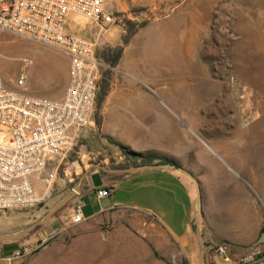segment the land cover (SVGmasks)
I'll return each instance as SVG.
<instances>
[{
    "label": "rangeland",
    "instance_id": "1",
    "mask_svg": "<svg viewBox=\"0 0 264 264\" xmlns=\"http://www.w3.org/2000/svg\"><path fill=\"white\" fill-rule=\"evenodd\" d=\"M110 6L107 25L72 16L67 26L95 52L121 48L116 66L109 69L106 96L93 113L99 125L92 123L60 162L45 208L0 214V237L16 236L40 221L77 184L82 168L103 161L108 169L124 163L131 169L137 168L131 160L140 166L148 158V166L167 164L194 194L187 175L198 183L191 226L212 257L208 245H230L213 232L232 231L242 215L227 209V203L243 206L247 198L264 218V123L243 156L224 151L227 143L237 141L224 84L233 83L238 69L264 87V0H114ZM128 26L136 31L122 45ZM21 59L31 62L23 72L25 93L59 99L66 85V58L0 33V78L7 90L17 91L8 80L19 75ZM189 91L195 100L187 101ZM260 102L264 105V93ZM248 124L244 120L241 127ZM108 204L105 197L101 205ZM18 253V264H183L186 256L154 219L131 209L67 225Z\"/></svg>",
    "mask_w": 264,
    "mask_h": 264
},
{
    "label": "built area",
    "instance_id": "2",
    "mask_svg": "<svg viewBox=\"0 0 264 264\" xmlns=\"http://www.w3.org/2000/svg\"><path fill=\"white\" fill-rule=\"evenodd\" d=\"M113 1L0 0V33L51 48L67 60L66 85L57 100L25 93L23 72L31 65L27 59L19 61L15 80H8L17 91L7 90L0 78V214L31 210L48 199L60 162L92 125L98 73L105 67L92 44L67 26L72 16L95 26L111 23ZM34 182L40 183L39 193ZM109 193L102 189L96 197ZM82 221L76 205L63 226ZM229 249L223 243L208 245L212 257L230 264H254L264 258V244L248 246L235 258L228 256Z\"/></svg>",
    "mask_w": 264,
    "mask_h": 264
},
{
    "label": "crops",
    "instance_id": "3",
    "mask_svg": "<svg viewBox=\"0 0 264 264\" xmlns=\"http://www.w3.org/2000/svg\"><path fill=\"white\" fill-rule=\"evenodd\" d=\"M82 169L83 171L77 179L79 194L68 206L50 218L44 225L33 228L32 233L21 238L20 242L0 240V264H18L19 257L14 258L13 255L21 247L46 240L62 231L66 227L63 226V221L76 205L80 206L83 221L115 209L140 210L154 219L174 239L178 247L186 254L183 263L192 264L194 258L195 264H197V241L202 245L205 243H202L196 227L191 226L190 219L193 216L192 204L195 194H192L184 178L168 169L142 167L124 171L108 169L103 161ZM34 188L39 193L41 191L40 183L34 182ZM102 189H108L110 192L107 197L109 204L105 207L101 205V201L105 198L96 197V192ZM47 200L38 206L40 208L38 211L46 207ZM226 207L230 210L242 211V215L238 218L232 231L231 229L226 232L220 230L218 234L216 232L213 234L216 239L229 241L228 256L235 258L246 247L256 244V240L262 233L261 230H264V218L247 198L243 206L235 207L227 203ZM49 210L45 212L47 213ZM36 222L38 221H33L32 225ZM4 238L9 237H0V239ZM210 263L230 264L228 261L215 257H211ZM254 264H264V258Z\"/></svg>",
    "mask_w": 264,
    "mask_h": 264
},
{
    "label": "bare ground",
    "instance_id": "4",
    "mask_svg": "<svg viewBox=\"0 0 264 264\" xmlns=\"http://www.w3.org/2000/svg\"><path fill=\"white\" fill-rule=\"evenodd\" d=\"M188 75L190 76L191 74ZM232 77L233 83L231 85H228L227 82L224 84L226 88L225 102L235 113L233 122L237 126V131L235 132L236 138L234 137V139L237 141L236 143H227L224 151L226 155L229 151H232L236 155L243 156L246 150L253 148L251 144L256 139L255 130L259 125H263L264 123V105L260 102V96L264 93V87L253 82L250 79L251 77L248 71L236 69ZM186 80L188 78L184 79V81ZM198 88L201 89L200 86ZM218 88L216 87L217 92ZM186 98L187 101L195 100V97L191 95V91L186 93ZM257 115H259V118L253 120ZM244 120L248 121L249 124L242 128L241 122Z\"/></svg>",
    "mask_w": 264,
    "mask_h": 264
},
{
    "label": "trees",
    "instance_id": "5",
    "mask_svg": "<svg viewBox=\"0 0 264 264\" xmlns=\"http://www.w3.org/2000/svg\"><path fill=\"white\" fill-rule=\"evenodd\" d=\"M135 31H136L135 28H132L129 26L126 27V33L121 38V44L125 45L128 42L129 38L135 33ZM120 53H121L120 47H116L113 49H105V50H102L101 52H95L96 57L102 61L105 68L100 69L99 75H98L97 92L95 95V111H94V113L100 107L101 103L103 102L104 97L106 96V93L108 90L109 69L114 68L116 66L117 61L120 57ZM93 123L96 127L99 125V120H98V118H95V115H93ZM125 154L126 153H124L125 161L129 162L131 160V158H129ZM132 159H134V158H132ZM143 160L144 161H142L140 166H137L135 164V161L131 160L130 166H133V167L148 166V165H146L149 162L148 158H146V159L144 158ZM159 166H167V164H159ZM128 167L129 166L124 163V164H120L119 166H116L114 168V170H126V169H128ZM185 182H186V180H185ZM186 184H187V182H186ZM192 194H194V193H192ZM263 231L264 230H261V232H263ZM199 248H200L201 264H211L210 263L211 262V256L206 251L204 244L200 245V243H199ZM183 264H186V263L184 262Z\"/></svg>",
    "mask_w": 264,
    "mask_h": 264
},
{
    "label": "water",
    "instance_id": "6",
    "mask_svg": "<svg viewBox=\"0 0 264 264\" xmlns=\"http://www.w3.org/2000/svg\"><path fill=\"white\" fill-rule=\"evenodd\" d=\"M141 167L142 168H150V169H167L165 166H159V165L141 166ZM118 171H124V170H118ZM127 171H130V170H127ZM180 172H182V171H180ZM187 176L190 178V180L193 182V185H194L195 197H194L193 204H192V211H193V207H194L195 203L198 202V199H199V187H198V183L190 175H187ZM78 194H79V189H78V184H76L75 186L70 188L68 195H66L61 201H59L54 207H52L45 214V216L42 218V220L34 223L33 225L29 226L25 230L19 232L16 236L4 238V239H0V240L9 241V242L20 240L22 237H24L29 232H31V230H33V228L44 225L50 218H52L59 211H61L63 208H65ZM192 213L194 216V212H192ZM193 216H192V218H193ZM192 218L190 219V222H191ZM189 229L191 231L190 224H189ZM262 244H264V232H262L259 235L258 239L256 240L255 245H262ZM197 264H201L200 248H199L198 241H197Z\"/></svg>",
    "mask_w": 264,
    "mask_h": 264
},
{
    "label": "flooded vegetation",
    "instance_id": "7",
    "mask_svg": "<svg viewBox=\"0 0 264 264\" xmlns=\"http://www.w3.org/2000/svg\"><path fill=\"white\" fill-rule=\"evenodd\" d=\"M32 231V230H31Z\"/></svg>",
    "mask_w": 264,
    "mask_h": 264
}]
</instances>
